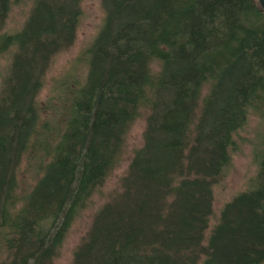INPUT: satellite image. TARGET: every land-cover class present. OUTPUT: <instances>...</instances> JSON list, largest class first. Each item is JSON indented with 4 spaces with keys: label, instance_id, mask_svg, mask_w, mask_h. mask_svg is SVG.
I'll return each instance as SVG.
<instances>
[{
    "label": "trees",
    "instance_id": "trees-1",
    "mask_svg": "<svg viewBox=\"0 0 264 264\" xmlns=\"http://www.w3.org/2000/svg\"><path fill=\"white\" fill-rule=\"evenodd\" d=\"M13 1L0 0V29ZM81 2L33 0L23 28L0 35L12 55L0 73V264H55L143 114V145L71 264H264V139L252 185L208 231L234 134L264 117L259 0H101L87 75L63 81L56 122L45 121L37 98L75 40ZM27 154L39 176L20 194Z\"/></svg>",
    "mask_w": 264,
    "mask_h": 264
},
{
    "label": "rangeland",
    "instance_id": "rangeland-1",
    "mask_svg": "<svg viewBox=\"0 0 264 264\" xmlns=\"http://www.w3.org/2000/svg\"><path fill=\"white\" fill-rule=\"evenodd\" d=\"M33 0H14L0 35L13 33L23 28L32 8ZM82 15L77 27V33L71 46L59 51L53 58L52 64L45 74L44 85L38 95V103L42 108L43 120L56 122L53 109L56 107L64 80L77 86L87 75V64L84 58L86 49L98 35L104 18L105 10L101 0H82ZM10 50L0 52V73H7L11 61ZM2 76H0V89ZM64 94V93H63ZM146 126L145 115L140 116L131 126L126 141V148L119 165L108 177L105 184L96 192L73 224L55 264H71L73 253L77 245L93 220L95 212L110 199L111 195L120 189L121 179L126 174L131 157L135 149L143 145V134ZM264 139V117L251 113L247 124L234 134L235 147L232 158L226 168L224 177L213 185V214L210 220L211 230L219 221L224 205L231 201L238 193L249 189L258 172L256 159L259 148ZM36 160L27 154L23 159L19 171V193L29 191L37 181L39 174L36 170Z\"/></svg>",
    "mask_w": 264,
    "mask_h": 264
},
{
    "label": "water",
    "instance_id": "water-1",
    "mask_svg": "<svg viewBox=\"0 0 264 264\" xmlns=\"http://www.w3.org/2000/svg\"><path fill=\"white\" fill-rule=\"evenodd\" d=\"M259 2L261 4L262 8L264 9V0H259Z\"/></svg>",
    "mask_w": 264,
    "mask_h": 264
}]
</instances>
